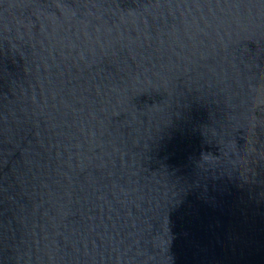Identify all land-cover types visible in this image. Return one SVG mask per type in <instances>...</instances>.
Returning a JSON list of instances; mask_svg holds the SVG:
<instances>
[{"label":"water","instance_id":"obj_1","mask_svg":"<svg viewBox=\"0 0 264 264\" xmlns=\"http://www.w3.org/2000/svg\"><path fill=\"white\" fill-rule=\"evenodd\" d=\"M0 264H264V0H0Z\"/></svg>","mask_w":264,"mask_h":264}]
</instances>
